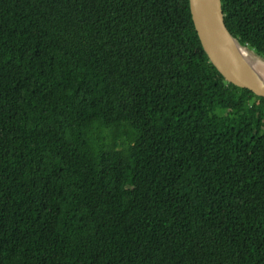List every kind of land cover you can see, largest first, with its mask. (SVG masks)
<instances>
[{
	"label": "trees",
	"instance_id": "1",
	"mask_svg": "<svg viewBox=\"0 0 264 264\" xmlns=\"http://www.w3.org/2000/svg\"><path fill=\"white\" fill-rule=\"evenodd\" d=\"M264 58V0H222ZM0 264H264V98L189 0H0Z\"/></svg>",
	"mask_w": 264,
	"mask_h": 264
},
{
	"label": "water",
	"instance_id": "2",
	"mask_svg": "<svg viewBox=\"0 0 264 264\" xmlns=\"http://www.w3.org/2000/svg\"><path fill=\"white\" fill-rule=\"evenodd\" d=\"M189 5L195 30L210 63L228 83L264 98V72L243 50L263 62L264 58L242 45L229 31L222 0H189Z\"/></svg>",
	"mask_w": 264,
	"mask_h": 264
},
{
	"label": "bare ground",
	"instance_id": "3",
	"mask_svg": "<svg viewBox=\"0 0 264 264\" xmlns=\"http://www.w3.org/2000/svg\"><path fill=\"white\" fill-rule=\"evenodd\" d=\"M243 53L250 59L252 62L260 69L262 72H264V62L257 59L252 55L248 50H243Z\"/></svg>",
	"mask_w": 264,
	"mask_h": 264
}]
</instances>
